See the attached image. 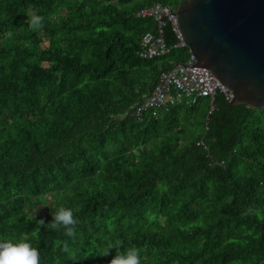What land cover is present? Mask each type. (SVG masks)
Masks as SVG:
<instances>
[{"label":"trees","instance_id":"obj_1","mask_svg":"<svg viewBox=\"0 0 264 264\" xmlns=\"http://www.w3.org/2000/svg\"><path fill=\"white\" fill-rule=\"evenodd\" d=\"M181 1L0 0V241L31 243L40 264H109L129 247L141 264H264V107L217 93L133 115L190 55L140 58L156 23L137 13ZM61 206L74 239L37 224ZM108 241L123 246L100 256Z\"/></svg>","mask_w":264,"mask_h":264},{"label":"water","instance_id":"obj_2","mask_svg":"<svg viewBox=\"0 0 264 264\" xmlns=\"http://www.w3.org/2000/svg\"><path fill=\"white\" fill-rule=\"evenodd\" d=\"M176 25L197 65L232 95L264 107V0H183Z\"/></svg>","mask_w":264,"mask_h":264},{"label":"built area","instance_id":"obj_3","mask_svg":"<svg viewBox=\"0 0 264 264\" xmlns=\"http://www.w3.org/2000/svg\"><path fill=\"white\" fill-rule=\"evenodd\" d=\"M137 17L153 18L156 23L155 32L146 33L142 37L140 58L152 60L167 55L173 48L186 47L176 25L175 11L170 7L156 3L141 9ZM168 25L175 35V43L171 47L164 38V29ZM217 93L223 94L228 103L233 98L209 70L197 65L194 55L190 53L184 63L176 64L160 74L149 96L141 104L135 105L133 115L139 120L148 110L168 112L176 105H195L203 98H210L212 103Z\"/></svg>","mask_w":264,"mask_h":264},{"label":"clouds","instance_id":"obj_4","mask_svg":"<svg viewBox=\"0 0 264 264\" xmlns=\"http://www.w3.org/2000/svg\"><path fill=\"white\" fill-rule=\"evenodd\" d=\"M43 20L44 17L32 14L27 19L28 27L33 31H41L43 29ZM12 36V32L6 33L8 39H11ZM51 215L52 221L47 225H45L43 219L37 221V224L40 227H46L48 230L63 229L64 235L74 239L76 236V225L79 221L74 217L73 210L61 206ZM117 246L122 247V242H106L100 256H108ZM64 251H70L67 243H65ZM140 252L141 250L136 247H129L124 252L115 254L109 264H141ZM74 255L73 253V257ZM0 264H40V252L27 241L14 243L11 239H4L0 241Z\"/></svg>","mask_w":264,"mask_h":264},{"label":"bare ground","instance_id":"obj_5","mask_svg":"<svg viewBox=\"0 0 264 264\" xmlns=\"http://www.w3.org/2000/svg\"><path fill=\"white\" fill-rule=\"evenodd\" d=\"M174 36V35H173Z\"/></svg>","mask_w":264,"mask_h":264}]
</instances>
